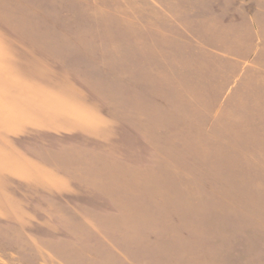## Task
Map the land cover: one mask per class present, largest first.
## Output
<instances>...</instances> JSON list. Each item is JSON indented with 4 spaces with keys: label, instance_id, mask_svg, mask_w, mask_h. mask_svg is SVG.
<instances>
[{
    "label": "rangeland",
    "instance_id": "1",
    "mask_svg": "<svg viewBox=\"0 0 264 264\" xmlns=\"http://www.w3.org/2000/svg\"><path fill=\"white\" fill-rule=\"evenodd\" d=\"M126 3L144 1L0 0V35L31 53L0 67V98H41L0 102V175L24 172L0 182V264H264V102H145L165 78L145 55L192 46L129 25Z\"/></svg>",
    "mask_w": 264,
    "mask_h": 264
},
{
    "label": "crops",
    "instance_id": "2",
    "mask_svg": "<svg viewBox=\"0 0 264 264\" xmlns=\"http://www.w3.org/2000/svg\"><path fill=\"white\" fill-rule=\"evenodd\" d=\"M62 1L66 3V10L71 9L74 12L122 10V5L125 4V0ZM141 1L144 3L140 4V7L126 3L125 11H140L138 18H129V25L157 27L161 35L169 36V40L172 37L170 33L176 32L177 36L174 35V37L181 36L185 41L189 40L192 46V49L185 47V49L173 51L157 49L153 52L154 56L145 55V70L149 69L165 76L156 88L147 83L145 91L157 90L162 91L163 94L157 98L149 96L150 99L147 98L145 102H264V0H245V3H237L236 6L231 3L226 9H224L223 0L219 2L217 0L211 6H207L203 0H172L179 4L171 10L168 0ZM175 10L179 11L177 16ZM28 24L36 25L33 22ZM190 25L194 27L195 32L198 26H204L206 32L204 39L199 38L195 33L190 40V33L186 29ZM240 26L243 27L241 31L244 27L255 28V32L259 35L257 45L259 49L248 50L246 40L242 44L236 43L232 36ZM170 27H172L171 30ZM244 33L247 35L246 30ZM20 37L22 35H0V44H2L0 67L5 74L10 70H16V72L26 70V58L31 53L15 45L21 41ZM32 37L36 36L32 35ZM33 41L38 40L33 39ZM3 44H5L4 48ZM151 58L153 60L148 61ZM34 63L36 65L35 61ZM34 68L35 66H32L28 70L34 72ZM167 79L169 80L166 81ZM33 80L35 81V78ZM7 85H11L8 87V92L24 89H20L19 86L18 89L10 83ZM41 85L38 86V90H42ZM0 91L5 92L2 84H0ZM3 94L4 96L1 94L0 102H40L41 99L34 98L31 101L24 96L25 99L15 100L5 98L6 94ZM79 102H85V100ZM129 102H137V100L130 99ZM2 173L5 175H0V182L5 176L8 179L13 177L17 179L24 172L18 174L11 172L13 176H9L10 172L4 170ZM62 198V196L59 197L60 203Z\"/></svg>",
    "mask_w": 264,
    "mask_h": 264
}]
</instances>
